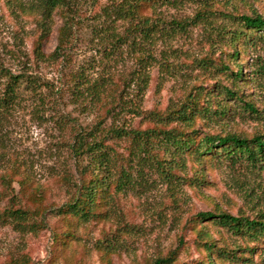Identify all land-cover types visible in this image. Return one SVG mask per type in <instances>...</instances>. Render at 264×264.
<instances>
[{
  "label": "rangeland",
  "instance_id": "rangeland-1",
  "mask_svg": "<svg viewBox=\"0 0 264 264\" xmlns=\"http://www.w3.org/2000/svg\"><path fill=\"white\" fill-rule=\"evenodd\" d=\"M68 1L49 17L38 1L20 8L0 1L6 68L42 84L41 94L23 91L20 103L0 108V176L14 179L13 190L0 186V264H264V234L234 232L219 218L264 222V157L230 159L225 147L181 152L156 132L195 131L197 142L264 138V31L242 21L264 20V0L145 3L138 16L150 29L138 25L137 46L121 51L103 28L108 0ZM6 83L0 79V99ZM87 83L100 95L86 92ZM198 93L197 115L175 119ZM100 141L115 184L90 220L49 212L47 227L28 232L1 217L19 206L51 211L71 202L92 160L87 148Z\"/></svg>",
  "mask_w": 264,
  "mask_h": 264
},
{
  "label": "trees",
  "instance_id": "trees-1",
  "mask_svg": "<svg viewBox=\"0 0 264 264\" xmlns=\"http://www.w3.org/2000/svg\"><path fill=\"white\" fill-rule=\"evenodd\" d=\"M2 1V0H0ZM10 8L23 7L26 3L25 0H3ZM38 1V8H43V13L48 17L56 11L60 6L70 5L68 0H28L34 6V2ZM155 0H108V6L103 10L105 27H103L106 32H108L113 37L114 46L117 45V51H121L124 46L136 45L138 42L137 33L138 25L141 32H148L150 29L146 24L148 19L139 18V8L145 3L154 2ZM145 21V22H143ZM243 24L249 28L250 31L263 32L264 31V20L260 16L248 17L243 16ZM117 23V30L114 25ZM123 24H128L126 33H120V26ZM65 25V30L67 29ZM102 28V27H101ZM135 31V33H134ZM139 31V32H140ZM128 32H131L130 34ZM129 34V35H127ZM239 35L235 33L232 36V42L238 41ZM264 38V35L262 36ZM144 39V38H143ZM143 39L140 40L138 46L143 42ZM146 39V37H145ZM83 76V75H81ZM242 74L240 71L236 74V78H241ZM7 78V83L4 85L3 98L0 99V108L10 109L13 108L16 104L20 103L22 100V92L29 91L38 95L39 90L42 87L41 82L38 78L31 77L27 74L16 75L13 74L4 64L2 55L0 54V79ZM85 84V83H84ZM86 92L92 89L97 93L96 96H99L102 91L95 89L94 86L87 83ZM78 86V85H77ZM80 93L81 88L76 89ZM229 92V91H228ZM41 94V93H40ZM230 95H234L233 92H229ZM95 96V95H94ZM200 93L195 95V100L191 103L184 105V107L175 112L177 115L175 119L189 121L191 116L197 115L198 110V97ZM41 99V98H40ZM250 109L255 111L253 106H250ZM101 128V127H100ZM162 135L163 139L168 142L175 150L181 152H187L191 149L199 156H207L215 152L214 148L216 147H225L223 150L224 154L228 158L233 159L235 157H245L252 163L259 162L261 158L264 157V138L256 137L253 140L240 139L238 137H226L221 138L218 136H204L199 142H197V134L195 131L190 133H179L175 130L170 131H156ZM108 134L113 138H117V128L109 129ZM135 139L141 137H149L148 132H135L133 133ZM107 146L104 145V142H95L87 148V153L92 158L89 159L90 162L88 165L80 169V178L76 184V192L74 198L68 204L63 205L57 209H44L38 211H30L22 207H16L11 209H6L1 217H6L10 223H13L17 228H21L22 231L36 232L40 228L47 227L46 215L47 213H53L58 216H72L77 217L80 220L88 221L90 218L95 216L94 209L98 206L99 195L106 194L115 184V181L111 178V168L110 161L111 156L107 152ZM226 149V150H225ZM83 152V151H82ZM235 156V157H234ZM89 157V158H90ZM19 172H15V175ZM30 177L19 181V185L24 189L30 184ZM14 179L13 176H0V186H3L4 190L14 189L13 187ZM115 190L117 192V183L115 185ZM1 195V192H0ZM15 195H12L11 202H14ZM15 204L16 203H12ZM39 216V220L36 218ZM212 214H200L198 215L199 219H213ZM220 222L225 227H230L234 232H243L249 229L257 228L260 232L264 234V222H255L249 221L243 218H235L230 215H221L219 216ZM169 260H158L156 264H168ZM210 264H213L210 263Z\"/></svg>",
  "mask_w": 264,
  "mask_h": 264
}]
</instances>
